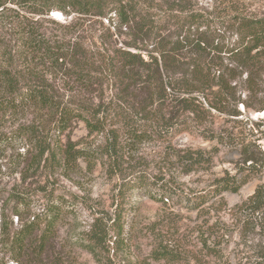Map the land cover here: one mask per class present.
Wrapping results in <instances>:
<instances>
[{"label":"trees","instance_id":"obj_1","mask_svg":"<svg viewBox=\"0 0 264 264\" xmlns=\"http://www.w3.org/2000/svg\"><path fill=\"white\" fill-rule=\"evenodd\" d=\"M208 2L206 7L200 0H0V112L23 114L15 131L0 133V146L20 139L24 152L19 156L29 155L24 170H41L45 177L70 170L80 156L91 154L116 172L128 152V188L153 182L161 201L182 196L164 180L171 170L206 171L221 148H238L235 172L217 178L194 201L198 209L260 179L264 146L255 136L264 138V129L248 111L264 110V0ZM56 10L63 22L49 17ZM45 22L59 30L44 27ZM72 121L83 122L102 142L76 149L70 139H52ZM182 135L215 143L210 149L182 147ZM156 143L167 157L150 167L140 160L141 148ZM9 201L17 220L24 214L29 218L3 236L4 246L19 264L16 256L35 246L41 263L48 264L57 207L51 203L32 215L30 195L19 190ZM208 208L220 209L215 201ZM227 214L231 224L217 216L205 229L198 227L197 249L187 250L179 239H162L152 258L231 264L221 244L235 231L237 264H264V180ZM123 215L124 206L117 204L109 217H92L82 234L97 264H113L110 243L116 249L125 246Z\"/></svg>","mask_w":264,"mask_h":264},{"label":"rangeland","instance_id":"obj_2","mask_svg":"<svg viewBox=\"0 0 264 264\" xmlns=\"http://www.w3.org/2000/svg\"><path fill=\"white\" fill-rule=\"evenodd\" d=\"M200 4L207 7L209 2L200 0ZM49 17L58 22L65 19L58 10L51 12ZM102 22L104 26L108 25L106 19ZM114 25L115 23L113 27ZM43 26L59 30L53 23L45 22ZM113 27L111 31L115 30ZM248 115L252 121L259 124V130L264 129V110L261 112L249 110ZM22 117L21 112H0V133L15 131L22 122ZM255 137H259V142L264 146L262 135L257 133ZM52 139L63 141L70 139L76 149H93L102 142L100 135L88 134L81 121H72L65 132L55 133ZM214 143L215 141L204 140L198 136L182 135L178 138V144L183 145L182 147L186 145L195 149H210ZM164 148L158 143L145 144L141 148L143 159L140 160L153 167L154 161L167 157ZM87 149L85 153H92ZM23 152V143L18 138H13L9 146H0V262L3 264H19L14 253L4 246L3 236L16 232L21 222L29 218L24 214L22 220L16 219L11 207L13 203L9 201L12 191L19 190L30 195L29 213L32 215L39 213L44 207L51 206V203H54L59 211L54 230L55 238L47 248V253H50L48 264H97L81 236L89 228L92 217H109L117 204L124 206L123 235L126 242L122 250L116 249L113 243L109 244V255L113 264H187L184 261H155L151 256L152 250L160 240L168 238L179 239L187 250L197 249L194 237L197 235L198 227L205 229L207 221L212 223L217 216L231 224L227 209L245 200L253 193L255 186L264 180V175L260 179L256 176L236 192L225 191L198 209L192 207L194 201L208 193L216 179L225 172H235V163L239 158L238 148H221L213 160L212 167L206 171L184 174L178 169L171 170L168 176H164V180L176 187L175 190L181 192L182 196L164 198V201L160 200L161 192L153 182L128 188V152H125L127 156L121 161L120 169L116 172L107 163L103 165L100 158L91 154L93 155L91 157L80 156L70 170H59V173L49 177H45V172L41 170L35 174L24 170L29 155L23 160V157L19 156V153ZM19 171L23 172L24 180ZM157 179L154 177L156 182ZM152 195L157 199L152 198ZM212 201H215V207L220 208L218 211L214 209L209 211L208 204ZM40 230L37 228L35 233ZM225 236L221 249L231 264H237L240 248L238 233L231 231ZM35 250V246H27L16 257L21 259V264H44L34 253Z\"/></svg>","mask_w":264,"mask_h":264}]
</instances>
